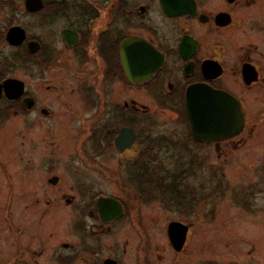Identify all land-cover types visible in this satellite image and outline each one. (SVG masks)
I'll return each mask as SVG.
<instances>
[{"label":"flooded vegetation","instance_id":"1","mask_svg":"<svg viewBox=\"0 0 264 264\" xmlns=\"http://www.w3.org/2000/svg\"><path fill=\"white\" fill-rule=\"evenodd\" d=\"M42 2L41 10L24 11L59 19L53 42L27 36L12 46L5 40L12 26L0 29V45L25 46L30 57L29 90L22 81V97L11 101L2 95L0 105L5 102L15 114L49 119L59 115L54 114L58 108L79 119L77 150L83 161L100 168L108 160L117 162L118 189L124 195L134 191L138 204L131 208L115 193L92 194L82 181L74 192L80 200L72 203L69 194L53 189L59 185L57 176L46 179L50 187L40 194L44 200H33L32 210L13 211L11 219L2 216L12 241L9 248L0 231V264H159V240L152 248L141 213V204L153 202L175 213L165 233L171 264H181L180 257L190 264L184 257L192 250L190 221L198 203L211 198L208 185L196 188L195 168L210 171L212 147L220 151V144L243 133L247 97L264 90V0ZM29 41L39 43L37 51H28ZM4 64L0 62V83L12 78L1 69ZM195 85L238 100L244 117L239 135L218 142L192 135L185 100ZM24 98L30 109L24 108ZM143 102L156 104L159 113L143 108ZM22 192L11 191L17 209L19 199L33 197ZM51 198L56 206L72 207L69 223L66 207L54 210ZM43 201L46 208H41ZM53 218L59 227L49 231ZM172 224L178 225V239L169 237ZM180 225L186 228L183 240L177 234Z\"/></svg>","mask_w":264,"mask_h":264},{"label":"rangeland","instance_id":"2","mask_svg":"<svg viewBox=\"0 0 264 264\" xmlns=\"http://www.w3.org/2000/svg\"><path fill=\"white\" fill-rule=\"evenodd\" d=\"M23 4L24 0H0V29L2 26L5 30L9 26H20L26 31L28 38L36 36L43 44H47L49 40L53 42L56 38L53 33L60 25L59 19H48L46 13L29 15L24 11ZM25 51V46L15 49L3 41L0 45V62L5 63L1 68L5 74L23 81L28 91L30 57L26 56ZM57 78H61V75L58 74ZM141 105L159 113L156 104L143 102ZM62 110H54L55 115L59 114L55 118L40 115L33 118L28 114L13 113V110H8L5 102L0 105V231L7 238L9 248L12 241L11 229L2 216L11 219L13 211L19 213L20 209L21 212L32 210L31 202L44 200L40 194L44 192V186L46 189L50 187L44 181L53 176H57L59 180V185L52 186L53 189L69 194L72 203L80 200L74 198V192L77 185L81 184L79 181H82L88 183L86 190L92 194L115 193L131 204V208L138 204L134 191L124 195L118 189L120 175L115 171L117 162L108 160L100 168L91 166L90 161H83L85 157L80 156L77 150V144L80 143L77 138L82 136L78 135L79 119H72L69 113L66 117ZM244 110L246 123L243 133L220 144V151L212 147L210 171L195 168L196 188L208 185V189L211 188V198L205 205L198 203L190 221L191 230L187 238L190 239L192 250L188 249L183 254L189 258L190 264H264L263 89L258 94L254 91L253 96L247 97ZM169 117L170 114L166 118ZM171 125L167 124L165 127ZM17 190L23 191L21 196L28 192L33 194L32 198L19 199L18 209L11 193ZM51 201L49 207L54 210L66 207L63 211L67 213L69 223L72 207L64 204L56 206L55 199L51 198ZM41 208H46L44 201ZM141 213L149 229V237L153 239L152 248L157 244L154 242L159 240V264H171L174 257L167 249L165 233L167 224L175 216L174 211L164 210L160 204L158 206L153 202L141 204ZM56 224L58 221L54 218L49 220V231L54 227L58 228ZM132 233L135 234L134 231ZM156 254L154 252L153 256ZM182 258L180 257L181 264H186Z\"/></svg>","mask_w":264,"mask_h":264},{"label":"water","instance_id":"3","mask_svg":"<svg viewBox=\"0 0 264 264\" xmlns=\"http://www.w3.org/2000/svg\"><path fill=\"white\" fill-rule=\"evenodd\" d=\"M24 8L26 12L39 11L43 8V2L42 0H25ZM26 39L24 29L19 26H12L5 35L6 42L12 46H19ZM26 46L28 51L35 52L39 48V43L29 41ZM139 63L143 64V61ZM132 80L134 81L133 78ZM23 93L24 83L21 80L9 78L0 83V99L3 95L8 100H16L21 98ZM22 102L24 108L30 109L31 102L28 98H24ZM185 112L192 135L201 142H218L233 138L239 135L244 127V117L238 100L227 92L204 85L188 88ZM109 200L113 201L111 198ZM174 226L178 225L172 224L169 227L171 240L178 239ZM180 226L181 231H177V234L179 232L180 239L183 240L186 228Z\"/></svg>","mask_w":264,"mask_h":264},{"label":"trees","instance_id":"4","mask_svg":"<svg viewBox=\"0 0 264 264\" xmlns=\"http://www.w3.org/2000/svg\"><path fill=\"white\" fill-rule=\"evenodd\" d=\"M25 54H26V56H29L27 51H25Z\"/></svg>","mask_w":264,"mask_h":264}]
</instances>
